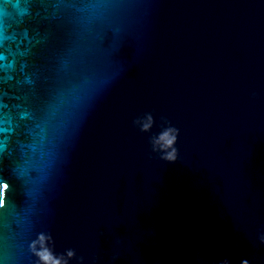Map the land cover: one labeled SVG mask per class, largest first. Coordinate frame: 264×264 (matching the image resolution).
<instances>
[{
    "label": "water",
    "instance_id": "obj_1",
    "mask_svg": "<svg viewBox=\"0 0 264 264\" xmlns=\"http://www.w3.org/2000/svg\"><path fill=\"white\" fill-rule=\"evenodd\" d=\"M15 2L0 264H31L38 231L86 264H264V0ZM146 111L180 130L175 163L132 127Z\"/></svg>",
    "mask_w": 264,
    "mask_h": 264
},
{
    "label": "clouds",
    "instance_id": "obj_2",
    "mask_svg": "<svg viewBox=\"0 0 264 264\" xmlns=\"http://www.w3.org/2000/svg\"><path fill=\"white\" fill-rule=\"evenodd\" d=\"M5 10L11 8L18 15H24L27 9L16 0L15 3L4 5ZM6 15V12H5ZM7 23L3 15H0V42L7 38ZM8 66L7 56L0 52V69ZM132 127L141 134L148 136V145L151 153L166 163H175L178 159L177 141L180 130L171 124L165 117H160L157 125L154 114L151 111L143 112L135 116L131 122ZM154 126L158 131L153 133ZM5 145L0 142V152ZM4 183L7 184L6 180ZM7 206L6 196L0 197V209ZM259 242L264 244V231L258 235ZM27 252L31 257V264H86L84 256H78L73 248H66L63 252L55 251L52 235L46 231H38L33 239L28 242ZM97 258L93 257L91 264H96ZM220 264H229L227 259L220 261ZM240 264H249L247 259H242Z\"/></svg>",
    "mask_w": 264,
    "mask_h": 264
},
{
    "label": "snow or ice",
    "instance_id": "obj_3",
    "mask_svg": "<svg viewBox=\"0 0 264 264\" xmlns=\"http://www.w3.org/2000/svg\"><path fill=\"white\" fill-rule=\"evenodd\" d=\"M6 187V186H5Z\"/></svg>",
    "mask_w": 264,
    "mask_h": 264
}]
</instances>
